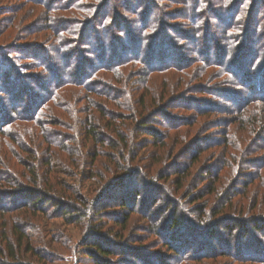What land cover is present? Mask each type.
Returning <instances> with one entry per match:
<instances>
[{
	"label": "trees",
	"instance_id": "16d2710c",
	"mask_svg": "<svg viewBox=\"0 0 264 264\" xmlns=\"http://www.w3.org/2000/svg\"><path fill=\"white\" fill-rule=\"evenodd\" d=\"M0 31V264H79L80 248L93 264H148L151 236L171 264L264 262L250 234H264V198L221 206L241 202L261 170L243 171L264 158V0H0ZM206 158L231 168L198 169ZM71 239L66 258L56 244Z\"/></svg>",
	"mask_w": 264,
	"mask_h": 264
},
{
	"label": "rangeland",
	"instance_id": "374dc122",
	"mask_svg": "<svg viewBox=\"0 0 264 264\" xmlns=\"http://www.w3.org/2000/svg\"><path fill=\"white\" fill-rule=\"evenodd\" d=\"M146 2H147V0H145ZM212 7H213V5H212ZM36 20H39V19H36ZM22 22H24L23 20H22ZM34 28V27H33ZM33 28H30V29H25L24 30V33H25V35H26V37H27V40H23V41H29V42H35V34L32 32V30H33ZM173 28L174 29H182V30H184V31H186V33H189V34H192V31H191V28L189 27V26H186L184 23H180V22H175L174 21V23H173ZM171 30V31H169V29H168V33H166V35H167V37H166V39H168V40H172L171 38H174V39H176V38H178V36H180V34L177 32V30ZM189 30V31H188ZM216 31H215V33H217V29H215ZM8 35V32H6V31H4V32H1L0 31V45H2L6 40H7V38L5 37V36H7ZM38 36V35H37ZM212 36V34L210 35V37ZM183 37H185L184 35H183ZM43 38V37H42ZM41 39V38H40ZM40 39L38 40V41H40ZM185 39V38H184ZM22 41V42H23ZM7 42V41H6ZM171 42H173V41H171ZM175 43L176 44H180V41L178 40V39H176L175 40ZM186 44H187V46H190V42H186ZM183 46V45H182ZM177 50H178V48H176ZM184 51L185 52H187V49L186 48H184ZM188 53V52H187ZM44 56L43 57H45V56H48V55H45V54H43ZM51 56L53 57V58H56V59H58V61H60L61 62V64H65V61L63 60V59H61V58H58L57 57V55H55V54H51ZM191 56H193L192 54H189V58H191ZM5 65H7V64H5ZM174 71H176V70H174ZM170 78H172V77H170ZM178 79V76H176V80ZM168 82H169V86H172L173 84H175L172 80H167ZM177 83H178V80H177ZM29 86H31L32 88H33V84H30ZM230 88H234L235 89V87H233V85H228ZM226 90V89H225ZM42 91V90H41ZM0 98H1V100H0V106H2L3 105V103H4V101H5V98L3 97V96H0ZM3 100V101H2ZM183 102H184V100H182ZM204 101H207V102H209V103H213V104H218V101H217V98H215V100H212V99H210V98H204ZM187 103V102H186ZM178 108V106H176V105H174L171 109H169L168 111V113L169 114H174L175 113V111H177L176 109ZM219 115V113L217 112V113H215L214 114V117L216 118L217 116ZM221 115H219L218 116V118L220 117ZM154 120V123L152 124L153 125V127H155V129H157V130H159V131H162V129H163V127H164V125H165V119H164V117L163 116H161V115H154V116H151ZM202 117H204V118H208V116H206V115H204V116H200V118H202ZM209 118L210 119H213V117L212 116H209ZM0 123H1V120H0ZM50 126H54L52 123L50 124ZM50 126H48V127H50ZM198 129H200V128H198ZM215 129V126H214V128H213V130L211 131L213 134H211V133H208V134H211V135H209L210 137H211V139H215L216 141H218V140H221L222 138H221V134L219 133V130L217 131L216 129ZM196 130V129H195ZM195 130H193V134L192 135H194V134H196V136H198L199 134H201L202 132L200 131V132H196ZM2 137H4V136H2V134H0V139L2 138ZM169 145L170 146H172V142L171 141H169ZM150 147L152 148V146L150 145ZM214 150V149H213ZM213 150H210L209 152H207V153H210V152H212ZM17 153V152H16ZM18 154V153H17ZM23 155V154H22ZM227 158H228V155L226 156ZM116 158H118V157H116ZM222 158V157H221ZM208 159L209 158H206V159H204L203 161H202V163L201 164H199L198 165V169H199V167H200V170L203 168H208V167H211V168H214L215 169V167H217L218 168V170H223L222 171V173H221V178L224 176V170H230V166H228L227 168H225L224 169V165L222 166V167H220V164L218 163L219 162V159H214V160H212V161H210V162H208ZM103 160H104V158H103ZM257 160H260V162H256L255 163V161H257ZM261 160H264V158H258V159H255V160H251L252 162H250V165H252V167L251 168H248L247 170H245V171H243V172H247V174H254L255 173V171L257 170V171H259V170H261L260 172H259V176H257V173H256V176H255V180H254V182H253V184H251L250 185V188H249V192H248V194L247 195H245L242 199H241V202H240V199H237L239 196H237L236 198H234V199H237V201H233V204H231L230 205V203H223L221 206H223V205H226V207L224 208V210H226L227 212L226 213H228V214H232V215H236L237 214V212H238V209L241 207L242 209H243V207L245 208V205L246 206H248L249 207V204H248V202H250V204L252 205V202H257L258 203V201H260L259 199H257V198H264V170H262V168H263V163L261 162ZM10 161H11V163H16V161H15V159L13 158V157H10ZM254 165L256 166V168H254ZM17 167H20L19 165L17 166ZM200 174V173H199ZM200 176V175H199ZM219 186H220V184H219ZM139 188L143 191V190H146V186L145 185H140L139 186ZM172 191H173V189H171ZM145 191H143V193H144ZM214 195V194H213ZM0 198H2V200L5 202V203H9L10 202V198L9 197H5L4 198V196H2V197H0ZM212 200H214V196H213V198H212ZM263 207V209H264V206H262ZM245 211V210H244ZM246 211H248V213H246V215L245 216H250L249 214H252L253 212L254 213H258V214H262V212L258 209V208H255V210H246ZM140 217L138 216L136 219H134L133 221H132V223L129 225V227H130V231H129V233H130V235L131 236H134V237H138L139 235H144V232H145V230H144V227H146L147 226V223L145 222V220L143 221V220H141V219H139ZM105 223H107V227H109V225H112L113 224V222H111V221H106ZM117 228V227H116ZM104 234H107L106 232H103ZM250 234H259L258 236V238H257V240L258 241H260L262 244H263V247H264V234H260V233H257L256 231H254L253 229L251 230V232H250ZM43 235V233L40 235V236H42ZM111 236H108V238H110ZM226 238H227V236H225ZM154 239H156L157 241H158V238L157 237H155V236H151L144 244H148V245H150V246H148L147 248H146V251H145V249L143 248L144 246H139V247H137V249H141V250H143L144 249V251H143V253L144 252H147V256L149 257V259H147L146 260V262L148 263V264H158V254L159 255H162L163 254V257H162V259H164V260H162L161 262L162 263H164V264H171V263H174V257H173V254L171 253V252H167L165 249H164V247L163 246H161V247H159V246H157V245H155L156 243H153L152 241L154 240ZM216 242V240L214 239V238H209V243L210 244H214ZM72 243H73V240L71 239L70 240V242H69V245H68V247H63V246H61V245H58V244H56L57 245V250H58V252L59 251H62L63 250V254L65 255V257L66 258H70V256L71 255H73L72 254ZM126 244H128V242H126ZM159 245V244H158ZM45 247V246H44ZM78 249H79V247H77ZM143 248V249H142ZM245 252H240V254H241V257H243V256H248V257H250L251 256V254H252V252L250 253V252H248V253H245ZM253 254H254V252H253ZM140 255V254H139ZM75 256H77V258H79L80 260V263L79 264H93L92 262H91V260L89 259V257L88 256H86L84 253H83V250L80 248L78 251L76 250V255ZM264 256V255H263ZM245 259V258H244ZM247 260L246 261H244V262H238V261H235V262H233V264L235 263V264H264V262H261V260H259V261H256V262H254L253 263V261H251L250 259H252V257L251 258H246ZM136 260V261H135ZM34 262V261H33ZM33 262H31L32 264H34ZM104 263H105V261H103ZM145 262V263H146ZM227 262V261H226ZM230 262H232V261H230ZM68 263H70V260H67V263L66 264H68ZM76 264H78V262L76 263ZM114 264H139L138 263V259H134V258H132V256H130V255H127V256H125V258L124 259H119V258H117L116 260H115V262H114ZM142 264V263H141ZM225 264V263H224ZM230 264H232V263H230Z\"/></svg>",
	"mask_w": 264,
	"mask_h": 264
}]
</instances>
